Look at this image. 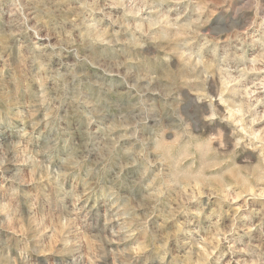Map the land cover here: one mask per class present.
I'll return each instance as SVG.
<instances>
[{
  "label": "rangeland",
  "instance_id": "374dc122",
  "mask_svg": "<svg viewBox=\"0 0 264 264\" xmlns=\"http://www.w3.org/2000/svg\"><path fill=\"white\" fill-rule=\"evenodd\" d=\"M0 264H264V0H0Z\"/></svg>",
  "mask_w": 264,
  "mask_h": 264
}]
</instances>
